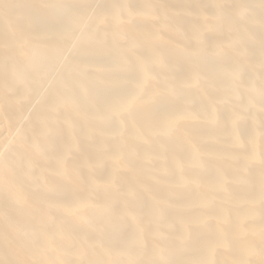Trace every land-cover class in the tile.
Instances as JSON below:
<instances>
[{
  "label": "bare ground",
  "instance_id": "1",
  "mask_svg": "<svg viewBox=\"0 0 264 264\" xmlns=\"http://www.w3.org/2000/svg\"><path fill=\"white\" fill-rule=\"evenodd\" d=\"M0 264H264V0H0Z\"/></svg>",
  "mask_w": 264,
  "mask_h": 264
}]
</instances>
